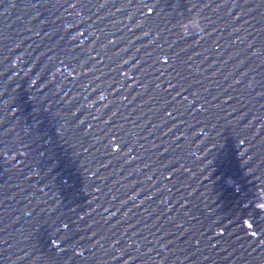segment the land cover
<instances>
[{
	"label": "water",
	"instance_id": "95a60500",
	"mask_svg": "<svg viewBox=\"0 0 264 264\" xmlns=\"http://www.w3.org/2000/svg\"><path fill=\"white\" fill-rule=\"evenodd\" d=\"M262 85L264 0H0V261L45 264L53 208L95 209L101 234L147 253L165 215L207 228L264 201ZM239 235L232 255L204 254L262 264L264 246L247 254L257 237Z\"/></svg>",
	"mask_w": 264,
	"mask_h": 264
},
{
	"label": "snow or ice",
	"instance_id": "6c2138e0",
	"mask_svg": "<svg viewBox=\"0 0 264 264\" xmlns=\"http://www.w3.org/2000/svg\"><path fill=\"white\" fill-rule=\"evenodd\" d=\"M12 6L15 7V4ZM103 6L100 5V7ZM73 7L78 6L73 5ZM210 23L211 21H209ZM178 24L185 29L184 35L188 36L197 34L196 30L199 28L200 22L192 17H187L184 21L178 22ZM207 28L208 25H205L201 31L210 36L211 33L207 31ZM163 56V60L159 62L171 69L170 75L174 73L178 83L181 80H185L186 77L183 75V72L187 69L184 67V64L174 66L173 64H169L171 58L167 53H163ZM163 74L161 73V75ZM156 87L159 88V84ZM176 87L177 84H173L170 80L169 88L175 90ZM185 90L181 87V92H177V96H180ZM187 99L188 97L185 96L184 100ZM167 114L169 116L172 115L171 112ZM113 115H116V113H113ZM244 142L243 139L240 140V143ZM252 204H254V207L249 211V205ZM90 205L91 201L89 202ZM238 209V213L234 212L231 216H224L218 220H214L207 228H205L204 223L198 217L188 215L187 213L184 214V217L165 215L168 225L167 230L164 226L163 230L162 228L156 229V233L163 232V236L150 233L153 235L154 241H150L146 237L144 238L145 244L151 245L148 252L145 253L140 244L135 242L130 244L124 240L122 242L121 237L117 236L116 233H112L111 235L101 234L99 230L100 221L93 217L95 209L81 215L84 211L83 208L79 211L69 208L68 213H60L53 217V214L57 211V209L53 208L48 220L44 221V223L51 221L50 228L52 229L47 233V239L44 241V247L47 249L45 264H69V261H72V264H104L103 261L96 258L98 250L103 255L117 261L128 257V260L132 264H136V261L145 255H148L153 260L159 258L163 264H177L181 256H183L184 261H191L192 264H200L201 260L203 262L211 261L212 264H215L210 255L204 254L205 250L208 252H212V250L223 251L227 252L228 256H230L238 249L235 246V241L241 240L239 233H243V237L249 240L257 237V240L254 241L255 247L252 244L249 245L252 251H248L247 254L252 257L253 252L257 248L264 246V201L249 200L248 204H243L242 207L238 205ZM107 211L108 209H105V212ZM27 214L32 215V212ZM111 215L114 216L115 213H111ZM101 219L105 223H108L106 217L101 216ZM225 220H227V223H224ZM190 221H195L196 223L185 227V224ZM197 224H199V227L196 226ZM216 229H219V231H216ZM166 237H171V239ZM233 237H235V241ZM240 247L243 248V244ZM117 252H119V256L116 255ZM151 252H155V257L150 255ZM25 255L27 256L29 253L26 252ZM228 256L223 257V259L227 260ZM191 257H196V259L191 260ZM237 259L240 261V264H247V261L242 259V257H238ZM0 264H3V262L0 261ZM124 264H128V262L125 261Z\"/></svg>",
	"mask_w": 264,
	"mask_h": 264
}]
</instances>
